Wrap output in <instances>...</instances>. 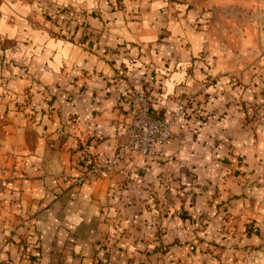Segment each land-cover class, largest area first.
Here are the masks:
<instances>
[{
  "label": "crops",
  "instance_id": "0c3cea01",
  "mask_svg": "<svg viewBox=\"0 0 264 264\" xmlns=\"http://www.w3.org/2000/svg\"><path fill=\"white\" fill-rule=\"evenodd\" d=\"M251 21L264 23V0H0V87L19 96L29 90L25 109L46 135L22 143L29 115L5 113L7 98H0L11 146L29 152L20 166L36 173L12 186L23 214L42 210L35 221L42 264H264V125H242L244 113L224 104L227 71L236 67L244 77L246 43L264 45V29ZM231 50L239 53L236 65ZM214 76L218 84L205 83ZM202 88L208 120L196 129L178 124L180 145L166 150L178 177L173 193L190 188L192 200L184 215L177 203L175 217L162 218V234L149 193L158 159L130 153L76 187L35 170L51 146L65 173H79L70 152L88 141L94 158L106 161L127 139L120 97L132 89L150 90L153 113L167 117L178 96ZM226 200L238 220L223 237L220 214L212 216ZM249 217L257 232L249 233ZM213 243L225 246L219 259ZM6 249L12 253H0V264L17 263V246Z\"/></svg>",
  "mask_w": 264,
  "mask_h": 264
},
{
  "label": "rangeland",
  "instance_id": "374dc122",
  "mask_svg": "<svg viewBox=\"0 0 264 264\" xmlns=\"http://www.w3.org/2000/svg\"><path fill=\"white\" fill-rule=\"evenodd\" d=\"M247 19H250L249 15H247ZM249 25H252L253 28H255L256 26L258 29H264V23H253L251 21V24ZM220 34V41L222 42V35L224 34V32L221 30ZM244 50L245 51L243 53H240V55L233 50L230 51V63H233V65H236V57L238 55L240 56V58L244 57V77H241V79L237 77L236 67L233 69V67L231 66L230 71H227L229 72L227 74L229 75L230 80L225 82H228V84L232 86L234 91L231 92L230 86L229 89H224V93L229 94V97H227L228 101H224V104L226 106H230L228 109H234V107H236L239 111L244 113L241 117L242 125H251L252 127L255 121H257L258 124L260 123L258 121L259 119L264 125V120L259 118L264 117V45L258 43V45L255 46L253 43L251 45V43L247 42ZM206 60V65L210 66L211 64H213V61L211 59ZM210 78L211 77H209V79L205 81V83H207L208 85L215 86V84H218V82L220 81V76H214L211 79ZM232 78H234V80ZM200 92V95H202L203 93L207 95V93H205V89H203V91H192L178 96L176 99L175 109L167 117L155 115L153 113L155 97L151 94L150 90L138 91L132 89V91H128L120 97V103L122 104L121 107H127L129 111V115L127 117L125 125V135L126 126H129L139 114L142 105L141 101L138 100V97L140 95H142L149 103V114L152 118H160L166 119L167 121H172L171 137L167 141V143L161 147H158L153 156L149 158H143L147 162H152L154 159H158L160 161L156 173V178L152 181L149 191L152 197V207L156 208V210L158 211V214L156 215V223H159L158 235L162 234L163 232L162 226L160 225L162 224V218L165 216V218L173 219L176 215L174 212V208L177 203L180 205V207H178V211L180 212V214H183L184 212H186V206L189 205L192 200L190 198L193 192L190 188H188L187 191H182L181 194L173 193L171 189L173 188L171 180H174L178 177L174 176L177 171L172 170V167L170 166L171 155L170 153H168L169 151L167 152L166 150L175 142L180 145L181 138L179 134L175 132V128L178 126V124L193 123V126L196 129L203 125L206 120H208L210 114L206 112L204 105L207 98H203L202 100H200V98L198 97V93ZM204 94L203 96H205ZM5 97L7 98V108L5 110V113L22 111L25 112V117H28L29 115V118L25 120L27 123H25L24 125L28 129L23 135V130L20 131V141L23 143L24 140H33L35 139V134L44 138L46 136L44 135V132L41 131L42 134H40L36 128L37 125H39L37 124L36 119L32 120L34 114L25 109V107L28 105L27 101L29 99V90L25 91L19 96V94H17L15 91L11 92L7 90L6 87H3V89L2 87H0V98ZM1 104H3V102H1ZM224 112L227 113L228 111L224 109ZM221 116L223 117V113L221 114ZM9 118H11V116H9ZM220 121H222V119ZM10 122H12V120H10ZM7 123H9V120L6 118V116L0 115V253L5 251L8 254L12 253L9 249L7 251L6 248H8V245L14 244L15 246H17L19 255V261L15 264H42L40 261L41 256L38 253V250H40L39 242L41 239L35 226L37 216L42 210L38 209L37 213L23 214V211L17 208L19 207L17 198V192L19 190L13 188L12 186L13 182L25 180L26 178L29 179L31 176H35L36 173L34 171V174H32L30 173V170H28L25 166H20L23 164L19 162L23 161V157L26 154H29V152H15L13 146H11L12 143H16L15 139L11 135L14 132H12L9 126H7ZM221 140L222 137L220 135L219 138L216 139V141ZM121 144H119L117 148ZM117 148L115 149L113 154H115ZM86 149H89L91 152V162L87 161V158L85 156ZM113 154L109 158H111ZM233 156H235L236 161H238L239 164L244 162L245 157L243 156V154L234 153ZM70 158L71 166L75 169H78L79 173L74 175L65 173L64 170L61 169V167L57 164V151L53 147L49 146L44 151L40 167H37L35 170H38V175L41 177H57L60 178L62 182L68 183L69 187H76L87 181L94 169L104 170L105 172H107L115 167L120 161L124 160H120L114 166L108 169L105 168L104 164L109 158L106 161L96 160L93 156L92 147L89 141L80 143L75 146L74 149H72L70 152ZM232 173L233 172H231V174ZM81 177L86 178L81 180ZM193 179L194 178L192 177V180ZM196 185H199V187L204 186L199 182L196 183ZM225 203L226 204L223 207L224 210L221 207V209H218L216 214L214 213L212 216V218H214L216 215L220 214V218L222 219L220 233L223 235V237L226 234H230L232 232L228 229H225V227L231 226L232 224L237 225L236 222L238 220V215H235L232 212L228 211V200H226ZM251 219L252 218L249 217V221H247V223L249 222L248 231L249 233L257 232L260 228L259 222L255 219L251 221ZM210 220L211 218H208V222ZM200 222L205 223L206 221L202 217L200 219ZM263 224L264 220H262L261 225ZM26 230H31V232H24ZM261 239L264 243V230L261 232ZM213 245L215 246V257L219 259L225 246L218 243H213Z\"/></svg>",
  "mask_w": 264,
  "mask_h": 264
},
{
  "label": "built area",
  "instance_id": "2783aa9c",
  "mask_svg": "<svg viewBox=\"0 0 264 264\" xmlns=\"http://www.w3.org/2000/svg\"><path fill=\"white\" fill-rule=\"evenodd\" d=\"M138 100L142 103L139 114L129 126H126V142L121 144L115 154L105 162L104 167L107 169L125 159L126 155L130 153L142 158H149L153 156L158 147L165 145L171 137L172 121L152 118L149 114L147 100L142 95L138 97ZM85 151L87 161L91 162L90 150L86 149ZM104 172V170L94 169L89 179L97 178ZM85 178L81 177L80 179Z\"/></svg>",
  "mask_w": 264,
  "mask_h": 264
}]
</instances>
